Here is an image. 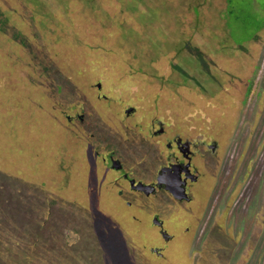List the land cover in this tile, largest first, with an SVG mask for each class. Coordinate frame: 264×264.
<instances>
[{"label":"rangeland","instance_id":"obj_1","mask_svg":"<svg viewBox=\"0 0 264 264\" xmlns=\"http://www.w3.org/2000/svg\"><path fill=\"white\" fill-rule=\"evenodd\" d=\"M45 1L0 0L19 42L14 54L0 42L5 96L21 89L12 66L34 89L8 121L50 131L26 142L45 159L20 169L34 183L0 173V264H264V31L240 44L264 13L251 0L235 13L227 0ZM174 136L215 141L220 178L186 207L162 192L128 205L104 153L147 178ZM193 219L213 227L207 241Z\"/></svg>","mask_w":264,"mask_h":264},{"label":"flooded vegetation","instance_id":"obj_2","mask_svg":"<svg viewBox=\"0 0 264 264\" xmlns=\"http://www.w3.org/2000/svg\"><path fill=\"white\" fill-rule=\"evenodd\" d=\"M135 111L136 108L133 106H129L126 109L127 115L131 112L135 113ZM78 116L80 119H83L82 114ZM71 118L70 116L69 119ZM152 128L153 127H151V129ZM156 129L157 130H154L155 134H164L166 132L162 122L159 123V127ZM166 148L169 149L166 156H163L162 153L159 154V156L163 157H159L157 171H155V169L150 170V175L147 178L140 177L138 174L139 171L136 169H131V167L127 169L124 163L120 161L119 158L115 157V151L113 149L104 153L102 159L107 170L111 169L119 172L121 174L120 179H123L124 183L130 188V192H125L121 189L120 194L123 198L124 195L129 196L126 200L128 205H132L130 197H136L134 193L141 194L142 198L145 199V203L151 205L154 201V196L162 192L161 194L166 195L167 198L170 197L179 204L184 203L186 207V204H190L195 200L193 191L194 186L198 189L199 193V187L204 185L203 182L206 179L210 177L220 178L221 173H219L217 169L219 162L217 152L218 144L215 141L207 142V140L200 136L194 138L188 137L186 139H183L181 136H174L167 140ZM199 158L204 161H201V165L200 163L198 164ZM139 183L145 185H139ZM96 190H98V188H96ZM179 206L184 209V206ZM153 218V223L159 227V231L164 239L172 240L174 237L166 230L164 220L160 219L157 214H155ZM193 222L194 219L193 221L190 220V223ZM195 227L199 229L197 234L200 235V237H204L206 241L211 235L210 233L213 232V227L205 228L203 231L200 230V224H196ZM189 230H191L190 225L186 227V232ZM220 232L224 233V231L221 230L217 233L220 234Z\"/></svg>","mask_w":264,"mask_h":264},{"label":"trees","instance_id":"obj_3","mask_svg":"<svg viewBox=\"0 0 264 264\" xmlns=\"http://www.w3.org/2000/svg\"><path fill=\"white\" fill-rule=\"evenodd\" d=\"M227 6H226V12L228 13H235V9H233V0H227ZM36 9L38 11H43L44 8L47 6V2L45 0H37L33 2ZM262 2L261 0H251V8L252 12L255 13L256 18L257 14L259 12L264 13V3H261L257 7L256 4H259ZM24 5V4H22ZM258 8V9H257ZM257 9V11H256ZM196 11H200V9H196ZM4 15V14H3ZM3 15H0V42H11L10 49L8 53L14 54L16 52L17 45L19 44L18 41L13 40L11 37L6 36L2 29V22L4 20L2 19ZM238 15V14H237ZM222 19V16H221ZM9 20V19H8ZM6 20V22L8 21ZM241 24H247L240 21ZM253 27L256 29L252 33V36L245 38V40L240 43L243 45V43L249 44L251 43L254 38L258 37L263 28V24L254 23ZM256 33V34H255ZM248 39V40H247ZM234 40V39H233ZM238 40V39H237ZM237 40H234L235 42ZM247 40V41H246ZM239 41V40H238ZM239 43V42H238ZM8 45L9 43H2L0 44V48H3L4 46ZM248 48H245L247 50ZM13 58L11 59V61ZM13 67V75H15V79L17 81V87L21 88L19 91L22 93V89L24 90V93H27L30 95V97H33L34 89L31 87V80L30 78H26L20 71ZM196 79V78H195ZM3 82L0 80V173H7L11 175L12 177L16 178L18 181L21 182V180H24L26 182H32V180H26L24 175L21 173V168H23L26 164L29 165L30 163L32 165H35V161H41L44 162L45 159L43 156L39 155V148L31 147L26 142L28 140H31L33 137L36 139L40 134L47 135L50 134V131L46 128V125H38L36 124L37 128L32 127L31 125L18 127V123L13 121H8V117L10 114V109L7 107L9 104H14V108L18 109L15 106L14 99L15 96L18 95L19 91H14L10 97L5 96L7 95V89L4 88ZM10 89V88H9ZM14 95V98H13ZM13 98V99H12ZM11 108V107H10Z\"/></svg>","mask_w":264,"mask_h":264},{"label":"water","instance_id":"obj_4","mask_svg":"<svg viewBox=\"0 0 264 264\" xmlns=\"http://www.w3.org/2000/svg\"><path fill=\"white\" fill-rule=\"evenodd\" d=\"M139 185H145V184H143V183H139ZM158 222V221H157ZM160 222V221H159ZM161 223V222H160Z\"/></svg>","mask_w":264,"mask_h":264},{"label":"crops","instance_id":"obj_5","mask_svg":"<svg viewBox=\"0 0 264 264\" xmlns=\"http://www.w3.org/2000/svg\"><path fill=\"white\" fill-rule=\"evenodd\" d=\"M263 30H262V32L264 31V24H263V28H262Z\"/></svg>","mask_w":264,"mask_h":264}]
</instances>
